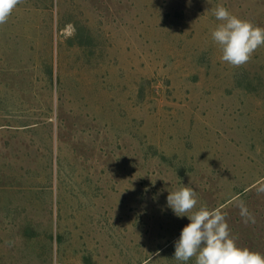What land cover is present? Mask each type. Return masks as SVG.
I'll return each mask as SVG.
<instances>
[{
	"label": "rangeland",
	"instance_id": "obj_1",
	"mask_svg": "<svg viewBox=\"0 0 264 264\" xmlns=\"http://www.w3.org/2000/svg\"><path fill=\"white\" fill-rule=\"evenodd\" d=\"M217 5L264 27V0H23L0 25V264H183V185L264 254V47L222 62Z\"/></svg>",
	"mask_w": 264,
	"mask_h": 264
},
{
	"label": "clouds",
	"instance_id": "obj_2",
	"mask_svg": "<svg viewBox=\"0 0 264 264\" xmlns=\"http://www.w3.org/2000/svg\"><path fill=\"white\" fill-rule=\"evenodd\" d=\"M22 2L0 0V25ZM212 14L219 23L211 31V38L221 51L222 62L241 67L258 48L264 47V27L234 15L223 5H217ZM168 193L167 207L177 217L190 221L175 241V260L183 264L192 259L195 264H264V254L238 246L221 209L197 207V193L192 187L183 185Z\"/></svg>",
	"mask_w": 264,
	"mask_h": 264
}]
</instances>
